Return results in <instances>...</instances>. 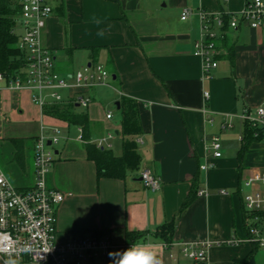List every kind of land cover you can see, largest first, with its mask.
I'll return each instance as SVG.
<instances>
[{"label":"crops","instance_id":"1","mask_svg":"<svg viewBox=\"0 0 264 264\" xmlns=\"http://www.w3.org/2000/svg\"><path fill=\"white\" fill-rule=\"evenodd\" d=\"M249 1L52 0L41 40L55 52L56 71L66 75L99 63L110 72L111 86L61 89L63 102L40 107L32 92L0 83V173L16 188H32L36 139L57 127L60 141L45 179L65 195L56 208L60 237L102 232L125 243L128 233L145 232L137 242L151 243L161 264H195L181 252L192 242H210L214 264H264V248L249 241L251 217L244 207L250 192L264 191L262 183L245 184L264 172V139L241 153L244 111L264 106V29L247 24L229 29L209 78L202 58L194 54L201 9L237 14ZM186 9L190 14L184 20ZM77 95L90 96L92 102L87 108L72 103ZM124 96L138 104L140 132L133 138L141 162L124 178L99 177L83 128L48 111L72 103V113L90 119L91 142L113 134L110 148L119 156L125 137L117 102ZM114 102L118 112L111 109ZM226 122L230 128L223 127ZM214 134L221 138L219 158L210 149ZM145 169L160 179L159 189L144 185ZM192 192V202L182 208ZM174 219L167 246L156 230ZM7 261L0 255V264Z\"/></svg>","mask_w":264,"mask_h":264},{"label":"built area","instance_id":"2","mask_svg":"<svg viewBox=\"0 0 264 264\" xmlns=\"http://www.w3.org/2000/svg\"><path fill=\"white\" fill-rule=\"evenodd\" d=\"M20 14L16 29L18 48L24 54L26 63L15 76L0 70V83L13 91L32 92V101L40 107L49 103L64 101L61 89L86 87L88 89L111 86V74L105 66L91 63L75 73L61 75L55 69V52L42 43L41 35L48 18L53 13L52 0H20ZM190 14L185 10L182 19ZM229 15L230 29L241 24L251 28L264 29V0H251L244 10L237 14L226 12L199 11L200 33L195 41L194 54L203 60V68L209 78L218 67L221 55L220 41L226 34L224 15ZM205 97L209 93L205 92ZM83 108L92 102L90 96L77 95L71 100ZM112 117L111 113L107 114ZM246 122L264 127V106L254 111L246 109L243 114ZM224 128H230L226 122ZM113 134L95 141L98 147L110 148L109 139ZM51 141L49 145L48 142ZM60 141V130L54 127L49 133L42 131L36 139L35 171L36 182L32 188H16L0 173V255L7 260H27L32 264H106L109 252L123 251L124 243H117L111 236L102 233H76L60 237L57 227L56 208L63 202L65 195L49 188L46 175L54 163L53 145ZM210 149L215 158L223 155L221 138L218 134L211 137ZM204 166L203 168H206ZM144 185L155 191L161 182L150 169L141 172ZM256 183L264 184V172H256L245 184L252 187ZM221 190V193H224ZM199 194H205L203 190ZM248 212H264V191L254 190L244 200ZM254 216L249 224V241L259 243L264 248V222ZM210 242H192L184 244L181 252L195 264H214L208 255Z\"/></svg>","mask_w":264,"mask_h":264},{"label":"trees","instance_id":"3","mask_svg":"<svg viewBox=\"0 0 264 264\" xmlns=\"http://www.w3.org/2000/svg\"><path fill=\"white\" fill-rule=\"evenodd\" d=\"M20 9V0H0V70L7 72L10 76H15L20 72L26 63L24 54L18 48V35L14 30L20 14ZM224 19L226 21L224 29L227 32L230 29L228 22L229 15L225 14ZM72 107V103L69 107L64 108H61L59 105H53L49 108L48 112L56 116L64 117L69 123L80 125L83 128V137L86 140L85 147L88 152V158L96 162L99 177L121 179L124 178L129 171L139 167L141 159L137 151V144L133 138L140 132L139 108L134 99L124 96L119 102L121 134L125 137L123 141V152L119 156L114 154L112 148H101L98 147L96 143L91 142V122L89 117L86 114L72 113ZM261 139H264V127L254 126L246 122L241 153L252 141ZM193 198L194 195L192 192L184 201L182 208L189 205ZM245 211L248 213L246 216L249 215L251 218L254 216L260 217L261 221L258 222V224L264 222V212L250 213L246 209ZM176 225L177 219H174L159 226L156 230V234L164 240L167 246H169L173 240ZM143 235H145V232L128 233L124 244L130 247L137 243L138 239ZM254 244L259 245V243L256 242H254ZM249 262L250 260H247L245 264H249ZM106 264H111V258ZM237 264L244 263L238 262Z\"/></svg>","mask_w":264,"mask_h":264},{"label":"clouds","instance_id":"4","mask_svg":"<svg viewBox=\"0 0 264 264\" xmlns=\"http://www.w3.org/2000/svg\"><path fill=\"white\" fill-rule=\"evenodd\" d=\"M98 35L103 36L100 32ZM111 264H161L157 252L151 243L139 241L123 251L109 252ZM6 264H17L15 260H8Z\"/></svg>","mask_w":264,"mask_h":264},{"label":"rangeland","instance_id":"5","mask_svg":"<svg viewBox=\"0 0 264 264\" xmlns=\"http://www.w3.org/2000/svg\"><path fill=\"white\" fill-rule=\"evenodd\" d=\"M16 32H17V33H20V32H21V30L19 29V27L16 29ZM111 109H112V111L114 110V112H118V110H117V106H116V103H115V102L112 104ZM55 147H56V145L53 146L51 149H53V148H55Z\"/></svg>","mask_w":264,"mask_h":264},{"label":"water","instance_id":"6","mask_svg":"<svg viewBox=\"0 0 264 264\" xmlns=\"http://www.w3.org/2000/svg\"><path fill=\"white\" fill-rule=\"evenodd\" d=\"M117 106L119 108V102H117ZM48 144L50 145L51 144V141H49Z\"/></svg>","mask_w":264,"mask_h":264}]
</instances>
